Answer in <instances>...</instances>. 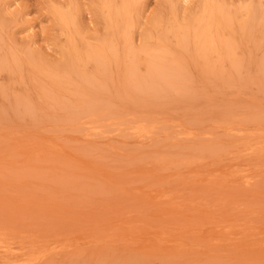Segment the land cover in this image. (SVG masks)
Segmentation results:
<instances>
[{
  "label": "rangeland",
  "instance_id": "obj_1",
  "mask_svg": "<svg viewBox=\"0 0 264 264\" xmlns=\"http://www.w3.org/2000/svg\"><path fill=\"white\" fill-rule=\"evenodd\" d=\"M0 253L264 264V0H0Z\"/></svg>",
  "mask_w": 264,
  "mask_h": 264
},
{
  "label": "bare ground",
  "instance_id": "obj_2",
  "mask_svg": "<svg viewBox=\"0 0 264 264\" xmlns=\"http://www.w3.org/2000/svg\"><path fill=\"white\" fill-rule=\"evenodd\" d=\"M184 1H186V0H184ZM107 2H108V1H107ZM196 7H197V6H196ZM181 10H182V7H181ZM183 10H184V9H183ZM195 11H196V10H195ZM182 12H183V11H182ZM179 15H180V14H179ZM245 16H246V15H245ZM138 17H139V16H138ZM138 17H137V18H138ZM140 19H141V18H140ZM144 19H145V18H144ZM181 22H182V19H181ZM185 22H186V21H185ZM188 23H190V22H188ZM154 34H155V33H154ZM112 43H113V42H112ZM47 55H48V54H47ZM42 58H43V57H42ZM131 65H132V64H131ZM207 224H208V223H207ZM31 238H33V237H31ZM30 241H31V240H30ZM36 241H37V240H36ZM34 242H35V241H34ZM38 242H39V241H38ZM41 243H42V245H43V242H41ZM26 244H27V243H26ZM31 244H32V242L29 244V245L31 246L29 249H31L32 246H33V245H31ZM33 244H34V243H33ZM37 244H38V243H37ZM160 244H161V243H160ZM127 245H128V244H127ZM38 246H39V245H38ZM38 246H37V247H38ZM43 246H46V245H43ZM148 246H150V245L148 244ZM168 246H169V245H168ZM35 247H36V246H35ZM35 247L33 246L34 249H32V250L35 251ZM40 247H41V245L39 246V248H40ZM61 247H62V246H61ZM36 249H37V248H36ZM44 249H45V248H44ZM4 250H5V249H3L2 251H4ZM32 250H31V252H32ZM2 251H1V252H2ZM21 251H22V250H21ZM29 251H30V250H29ZM36 251H37V250H36ZM42 251H43V249L41 250V252H42ZM38 252H40V251H38ZM45 252H46V250H45ZM45 252H43V254H44ZM2 253H3V252H2ZM7 253H8V251H7ZM11 253H13V251H12ZM33 253L36 254L37 252H36V253H35V252H32V254H33ZM0 254H1V253H0ZM29 254H31V253H28V255H29ZM32 254H31V255H32ZM39 254H40V253H39ZM39 254H37V255H38V256L43 255L42 253H41L40 255H39ZM111 255H112V254H111ZM44 256H45V255H44ZM102 256H103V255H102ZM5 257H7V256H5ZM5 257H4V258H5ZM23 257H24V255H23ZM26 257H27V256H26ZM91 257H92V256H91ZM14 258H15V257H14ZM31 258H32V257H31ZM43 258H44V257H43ZM106 258H107V257H106ZM159 258H160V257H159ZM28 259H29V258H27V260H28ZM38 259H39V258H38ZM13 260H14V259H13ZM18 261H19V260H17L16 262L18 263ZM25 261H26V259H25ZM25 261L23 260V262H25ZM31 261H32V260H31ZM16 262H15V263H16ZM26 262H27V261H26ZM35 262H36V261H35ZM7 263H8V262H7ZM33 263H34V262H33ZM23 264H24V263H23ZM29 264H30V263H29Z\"/></svg>",
  "mask_w": 264,
  "mask_h": 264
}]
</instances>
